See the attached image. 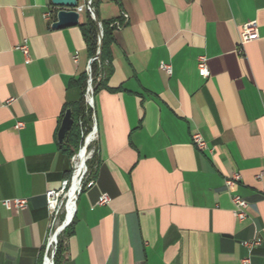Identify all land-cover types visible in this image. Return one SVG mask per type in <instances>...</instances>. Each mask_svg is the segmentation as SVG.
<instances>
[{
	"label": "crops",
	"instance_id": "crops-1",
	"mask_svg": "<svg viewBox=\"0 0 264 264\" xmlns=\"http://www.w3.org/2000/svg\"><path fill=\"white\" fill-rule=\"evenodd\" d=\"M94 8L101 25L123 14L128 22L114 30L110 73L86 105L96 123L94 182L77 197L61 264H243V243L256 236L263 244L251 264H264V0H94ZM58 11L52 0H0V264H43L46 193L72 171L58 133L88 78L81 24L90 15L54 29ZM251 21L259 39L240 54ZM25 42L30 63L18 49ZM196 133L207 150L194 145ZM237 174L249 205L243 222L225 186ZM103 195L110 202L99 205ZM9 199L28 206L8 210Z\"/></svg>",
	"mask_w": 264,
	"mask_h": 264
},
{
	"label": "built area",
	"instance_id": "built-area-1",
	"mask_svg": "<svg viewBox=\"0 0 264 264\" xmlns=\"http://www.w3.org/2000/svg\"><path fill=\"white\" fill-rule=\"evenodd\" d=\"M69 9L75 10L78 13H82L85 11L94 20V17H95L94 0H86L83 6H77L75 8H69ZM53 16H54V13L52 9L48 11L47 13H45L44 15L45 19L47 20H51ZM122 19L123 21L121 23L114 22L112 23V26L120 27L128 22L127 15L123 14ZM101 37H103L102 25L99 26V39ZM258 39H259V31H258L257 21H251L243 25L240 31V43H239V48H238L239 53L243 54L244 47L254 41H257ZM18 49L23 53L26 63H30L31 58H30V49H29L28 43L25 42L24 44L20 45ZM77 59L78 57L75 56V60ZM95 62L101 64L99 50L97 51L96 56L90 59L89 65H88L87 87H86L84 98H85V103L89 108H93L95 88H96V85L99 84L102 80V75L98 76L97 78L93 76L92 65ZM197 67H198L199 74L203 78L205 79L210 78L211 72L208 66V59L206 56L202 55L198 58ZM160 69L169 76L173 74V67L171 64L162 63L160 65ZM12 101L13 99L10 100L9 102H12ZM23 126H24L23 123H17L16 129H22ZM79 128L81 132L82 142H84V145H88V147L90 148V146L93 145L97 141L95 118L92 117V125H91L90 131H87V128L82 120L79 121ZM192 139H193L194 145L199 151H204L208 149L207 142L205 141V139L203 138L201 134L199 133L194 134ZM78 154L72 156V176L69 179H66L63 181L62 186L59 190H50V191H47L46 193V204H47V210L50 216V225H49V233H48L46 243H45V254H44L43 264H45V260L49 255L51 238H52L53 232L55 231L56 227H59V225L61 224L63 226L67 222H68L67 227L71 224L73 217L75 215V211H76L77 197L82 192V189L84 188L85 185L91 186L94 182V180H90V181L87 180L88 168H86L85 172L82 175L81 186L77 194V197L75 199L74 214L72 218L68 220L67 219L68 218L67 192L70 189V186L74 178L75 158ZM92 157H93V151L90 152L89 160H91ZM240 182H241V176L237 174L227 179L225 182V186L227 190L230 193H232V202L234 205L233 214L238 221L243 222L249 218V214H248L249 205H248V202L244 198H242L240 195L237 194V190L239 188ZM109 202H110V198L106 195H103L99 199V205H106ZM3 206L8 210L22 211L27 208L28 201L26 199H12V200L9 199V200L3 201ZM64 231L65 229L62 232H59L58 238L50 252L52 254L53 264H54L55 255L57 253L59 238L63 234ZM262 244H263V239L259 236H256L252 240L245 241L243 243V246L245 247L248 255L246 256V258L242 260V263L251 264V257L253 255V252L257 248H259Z\"/></svg>",
	"mask_w": 264,
	"mask_h": 264
},
{
	"label": "trees",
	"instance_id": "trees-1",
	"mask_svg": "<svg viewBox=\"0 0 264 264\" xmlns=\"http://www.w3.org/2000/svg\"><path fill=\"white\" fill-rule=\"evenodd\" d=\"M112 23H102L103 37H102V51L100 55L101 64L95 62L92 65L93 76L97 78L98 76L102 75L101 82L96 85L95 93L100 87L104 86L105 76L110 73V69L108 68V65L110 64L112 58L111 47L114 44L113 34H114V30L116 29V27L112 26ZM81 30L84 39L87 43L89 52L93 58L96 56L97 51L99 50V27L96 21L93 20L90 16H88L87 21L81 24ZM78 86L82 90V96L81 99L71 108L74 125L72 130L69 133H67L66 141L63 144L64 151L69 152L71 157L76 151L80 149L82 143L79 121L81 120L83 121V123L87 128V131H90L92 125V111L86 106L85 98H84L87 87V76L80 80ZM71 176H72V171L70 177ZM92 177H93V170H91V179H89L88 181L92 180ZM85 187L86 185L84 186V188ZM84 188L82 189V191L84 190ZM71 234H72V223L65 229V231L59 238L58 250L55 255L54 264L62 263V256L64 253V241L65 238L69 237Z\"/></svg>",
	"mask_w": 264,
	"mask_h": 264
},
{
	"label": "water",
	"instance_id": "water-1",
	"mask_svg": "<svg viewBox=\"0 0 264 264\" xmlns=\"http://www.w3.org/2000/svg\"><path fill=\"white\" fill-rule=\"evenodd\" d=\"M52 4L59 9L57 12V21L52 25L54 29H62L67 27H75L79 25L81 14L75 10H70L69 8H75L78 6V0H52ZM98 27L101 25L96 14L94 17ZM102 51V37L99 39V54ZM74 125V120L72 118V110L68 109L62 120L61 127L58 133V141L61 145L66 141L67 133H69ZM68 222L64 224L59 232H62L67 228Z\"/></svg>",
	"mask_w": 264,
	"mask_h": 264
},
{
	"label": "bare ground",
	"instance_id": "bare-ground-1",
	"mask_svg": "<svg viewBox=\"0 0 264 264\" xmlns=\"http://www.w3.org/2000/svg\"><path fill=\"white\" fill-rule=\"evenodd\" d=\"M81 147L82 148H81L80 154H78L75 158V178L73 179L70 189L67 192V198H68V205H67L68 218L67 219L68 220H70L74 214L75 199L77 197V194L81 186L82 175L85 172L87 168V162L90 159V151H89L88 145H83ZM61 226L62 224L59 225V227H56L55 231L53 232L51 243H50L49 255L45 260V264H53L52 254L50 252L58 238L59 230Z\"/></svg>",
	"mask_w": 264,
	"mask_h": 264
},
{
	"label": "rangeland",
	"instance_id": "rangeland-1",
	"mask_svg": "<svg viewBox=\"0 0 264 264\" xmlns=\"http://www.w3.org/2000/svg\"><path fill=\"white\" fill-rule=\"evenodd\" d=\"M83 145H84V142L81 143V146H83ZM80 149H81V147H80ZM80 149H79L78 151H76V152L73 154V156L76 155V154H78V153L80 154V152H81ZM79 151H80V152H79ZM89 151H90V152L93 151V157H92L91 160H89V161L87 162V168H88L87 180L91 179L92 162L94 161L95 156H96V149H95L94 145H91V146H90ZM74 178H75V173H74ZM74 178H73V179H74ZM57 250H58V248H57Z\"/></svg>",
	"mask_w": 264,
	"mask_h": 264
}]
</instances>
